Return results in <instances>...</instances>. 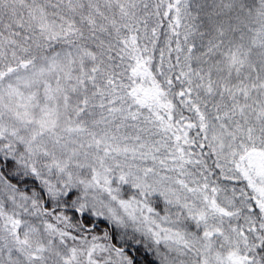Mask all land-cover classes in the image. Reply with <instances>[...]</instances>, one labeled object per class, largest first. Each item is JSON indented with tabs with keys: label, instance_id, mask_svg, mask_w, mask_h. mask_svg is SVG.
I'll return each instance as SVG.
<instances>
[{
	"label": "snow or ice",
	"instance_id": "obj_1",
	"mask_svg": "<svg viewBox=\"0 0 264 264\" xmlns=\"http://www.w3.org/2000/svg\"><path fill=\"white\" fill-rule=\"evenodd\" d=\"M0 264H264V0H0Z\"/></svg>",
	"mask_w": 264,
	"mask_h": 264
}]
</instances>
